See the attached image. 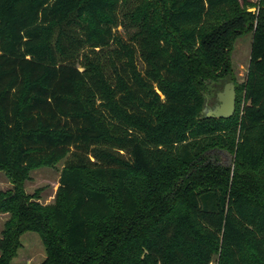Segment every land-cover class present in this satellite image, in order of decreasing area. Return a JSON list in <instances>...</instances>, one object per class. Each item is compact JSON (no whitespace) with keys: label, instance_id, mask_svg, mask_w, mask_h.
I'll return each mask as SVG.
<instances>
[{"label":"trees","instance_id":"16d2710c","mask_svg":"<svg viewBox=\"0 0 264 264\" xmlns=\"http://www.w3.org/2000/svg\"><path fill=\"white\" fill-rule=\"evenodd\" d=\"M245 4L0 0V264L25 232L40 264H264V0ZM227 76L234 114L205 118L202 88ZM60 161L53 203L26 204L25 172Z\"/></svg>","mask_w":264,"mask_h":264},{"label":"rangeland","instance_id":"374dc122","mask_svg":"<svg viewBox=\"0 0 264 264\" xmlns=\"http://www.w3.org/2000/svg\"><path fill=\"white\" fill-rule=\"evenodd\" d=\"M155 2V0H146ZM246 4L243 8L247 13L255 14L257 11V0H245ZM158 9V8H157ZM159 12V11H158ZM124 37L123 31L118 29ZM251 34L247 33L236 39L233 50L230 54L231 75L236 85H239L245 79L247 66L249 61ZM226 82H231L227 77L214 83H209L202 88L204 96V104L207 107L213 106L215 103V94L220 91ZM218 158L219 163L229 165V155L222 152H214L211 154ZM63 162H58L54 167H38L29 169L25 172L19 187L26 204L36 202L41 207L50 206L55 198L60 171ZM232 168V162L230 164ZM16 185L12 182V178L8 171L0 170V195H12ZM42 213L43 210H39ZM11 218L9 213L0 212V239L3 236L6 222ZM20 247L16 251L13 259L9 264H40L45 259V249L40 237L33 232H25L20 236ZM211 264H217L216 259Z\"/></svg>","mask_w":264,"mask_h":264},{"label":"water","instance_id":"95a60500","mask_svg":"<svg viewBox=\"0 0 264 264\" xmlns=\"http://www.w3.org/2000/svg\"><path fill=\"white\" fill-rule=\"evenodd\" d=\"M235 96L234 84L232 82L224 83L222 89L215 94V103L213 107H207L204 104L202 109L203 116L205 118L214 119L230 118L235 111ZM219 152L225 153L224 151ZM232 159V156L229 155V166Z\"/></svg>","mask_w":264,"mask_h":264},{"label":"flooded vegetation","instance_id":"af4514ba","mask_svg":"<svg viewBox=\"0 0 264 264\" xmlns=\"http://www.w3.org/2000/svg\"><path fill=\"white\" fill-rule=\"evenodd\" d=\"M213 105H214V103H213ZM211 107H213V106H211Z\"/></svg>","mask_w":264,"mask_h":264}]
</instances>
